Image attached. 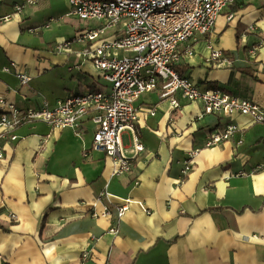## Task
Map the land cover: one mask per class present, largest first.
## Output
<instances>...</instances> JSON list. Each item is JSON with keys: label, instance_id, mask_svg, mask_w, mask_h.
Listing matches in <instances>:
<instances>
[{"label": "crops", "instance_id": "crops-1", "mask_svg": "<svg viewBox=\"0 0 264 264\" xmlns=\"http://www.w3.org/2000/svg\"><path fill=\"white\" fill-rule=\"evenodd\" d=\"M74 17L65 0H0V98L30 109L108 87L92 62L77 56L89 44L57 50L84 30ZM50 18L56 21L47 26ZM189 47L193 56L185 55ZM252 47L256 59L248 55ZM179 50L175 69L183 77L264 107V0H236L212 33ZM213 50L232 66L211 60ZM17 72L31 78L27 85ZM161 95L159 84L137 102L143 151L126 130L133 168L119 176L105 153L92 150L90 117L82 137L34 122L16 129L12 141L0 127V264H264V123L203 115L201 101L176 93L174 107ZM228 124L240 130L207 147L209 132ZM98 199L112 219L93 217Z\"/></svg>", "mask_w": 264, "mask_h": 264}, {"label": "built area", "instance_id": "built-area-1", "mask_svg": "<svg viewBox=\"0 0 264 264\" xmlns=\"http://www.w3.org/2000/svg\"><path fill=\"white\" fill-rule=\"evenodd\" d=\"M41 1L27 0V4L35 5ZM65 1L72 15L82 21L95 22L96 26L82 30L58 46L57 50L66 51L74 42L89 44L77 56L84 62H92L108 87L72 93L54 106L44 102L39 108L30 109H22L0 98L3 137L9 135L10 140L16 141L18 136L13 132L24 124L34 122L46 123L53 129H72L76 136L82 137L83 121L90 117L94 124L92 150L105 153L114 165L113 175L119 176L133 168L132 159L125 154L122 135L126 130L132 132L136 152L143 151L136 127V104L159 84L161 96L171 98L174 107L179 104L173 96L180 93L189 101H201L203 115L232 117L240 114L248 116L254 123H264V107L220 88L201 89L174 68L183 59L180 47L196 36L212 33L224 9L236 0ZM17 9L20 11L22 7ZM55 21V18H50L47 26ZM120 52L132 55L121 56ZM194 54L191 47L186 49V56ZM248 55L256 59L258 47H252ZM210 59L221 61L227 67L233 64L220 50H213ZM4 71L11 72V67H5ZM17 76L22 86L31 79L22 72H17ZM239 130L235 124L214 129L209 132L206 146L223 144ZM242 142L240 139L238 144ZM3 157L0 142V159ZM190 170L191 162L188 161L183 174ZM139 205L144 209L143 204ZM99 206L102 208L101 213L97 212ZM93 210L95 218L112 219V211L108 206L101 205L99 199L93 204ZM128 210L129 203L118 207V219H122ZM111 232L116 234L118 231L112 228Z\"/></svg>", "mask_w": 264, "mask_h": 264}, {"label": "rangeland", "instance_id": "rangeland-1", "mask_svg": "<svg viewBox=\"0 0 264 264\" xmlns=\"http://www.w3.org/2000/svg\"><path fill=\"white\" fill-rule=\"evenodd\" d=\"M77 21V25L82 27L83 29H88V28H92V27H95L96 26V23L95 22H90V21H80L79 19H77L76 17H74ZM116 30L112 31L111 33L115 32ZM120 55L121 56H131L132 54L130 53H123V52H120ZM70 95V94H69Z\"/></svg>", "mask_w": 264, "mask_h": 264}, {"label": "trees", "instance_id": "trees-1", "mask_svg": "<svg viewBox=\"0 0 264 264\" xmlns=\"http://www.w3.org/2000/svg\"><path fill=\"white\" fill-rule=\"evenodd\" d=\"M176 66V65H175ZM175 66H174V68H175ZM179 74H180V72H179V70H178V68H176L175 69ZM181 76H182V74H180Z\"/></svg>", "mask_w": 264, "mask_h": 264}]
</instances>
